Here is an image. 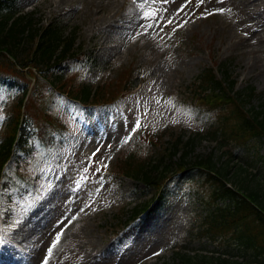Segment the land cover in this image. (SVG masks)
I'll list each match as a JSON object with an SVG mask.
<instances>
[{"label":"rangeland","instance_id":"obj_1","mask_svg":"<svg viewBox=\"0 0 264 264\" xmlns=\"http://www.w3.org/2000/svg\"><path fill=\"white\" fill-rule=\"evenodd\" d=\"M15 7L34 13L44 26L47 21H59L67 37L76 31L74 51L86 52L97 62L92 70L75 73L79 86L95 90L117 82L128 71L134 88L124 99L125 92L121 93L120 111L102 123L96 116L90 120L74 116L71 107L57 99L55 113L69 127L60 147L49 158L41 152L25 165L30 180L25 196L12 195L11 205L0 200V240L21 248L25 256L14 264H42L54 242L48 264H187V257L192 264H202L203 258L264 264L256 259L253 248L242 244L240 229L224 233L218 228L208 233L212 214L231 201L212 202L210 189H189V183L198 184L196 170L188 168L180 174V182L184 179L173 199L172 213L181 211L163 238H155V233L144 238L142 233L170 210L168 206L161 212L152 205L138 219L144 217L141 227L132 221L121 236L116 235L120 229L116 219L136 204L151 202L153 192L132 180L102 177L104 170L131 155L151 157L156 163L163 149L183 135V143L192 138L197 143L191 162L212 156L226 169V188L264 194V164L259 158L264 141L250 142L246 149L213 142L208 133L217 126L216 113L192 105L188 97L189 84L202 71L225 63L236 80V92L256 88L258 97L246 108H264V0H15ZM114 14L111 22L120 21L121 28L109 27ZM169 19L173 23L163 31L155 27ZM149 24L154 27H139ZM60 68L67 79L72 77L71 68ZM219 75L222 78L221 71ZM22 91L6 87L0 92V143ZM137 117L143 131L165 133L160 146L148 145L142 132L137 139L122 143ZM41 191L42 197L28 208ZM6 229L9 239L4 236ZM57 234L59 241H55Z\"/></svg>","mask_w":264,"mask_h":264},{"label":"trees","instance_id":"obj_2","mask_svg":"<svg viewBox=\"0 0 264 264\" xmlns=\"http://www.w3.org/2000/svg\"><path fill=\"white\" fill-rule=\"evenodd\" d=\"M75 44V32L72 37L65 36L59 21L51 20L45 26L41 25L35 20L34 14L18 13L15 0H0V89L6 84L15 88L23 85L25 89L14 107L5 138L0 144V185L1 179L6 184L0 195L8 203L11 195H26L29 177L24 165L34 159L33 150L29 148V138L38 141L40 148L49 157L52 151L58 150L59 141L68 130L63 118L55 113L57 99L61 97L65 104L74 105L77 112L87 114L88 106L104 108L114 105L123 91L134 87L128 79V71H124L117 82L103 84L96 90L90 86H79L74 75L67 79L60 70L62 65L71 67L73 71L96 65V61L86 52L74 51ZM221 66L228 88L217 79L214 69L208 68L189 85L191 92L194 91L192 100L209 106L216 113L217 126H213L208 133L212 139H220L222 145L234 144L238 148H246L251 139H264V109L251 106V109L246 110L245 106L251 105L256 98L254 89L248 87L244 92L232 94L235 82L230 80L227 64ZM82 103L87 108L82 110L78 105ZM163 137L161 134L151 136L149 143L157 146ZM196 145L195 138L183 143L180 136L171 147L166 163L163 162L164 158L152 164L148 158L135 159L134 156L120 161L117 176H133L142 180L146 188L155 191L149 204L123 211V215H131L128 220L136 222L152 204L162 211L182 182H176V179L181 178L176 172L183 173L189 164H195L193 169L197 170L196 176L201 182V188L210 189L215 201L229 199L236 206L234 219L229 220V226L233 222L236 227L243 229L244 245L253 248L256 259L261 258L264 263V194L261 190L242 192L226 188V169L219 167L213 157L196 158L191 162ZM179 155L178 160L174 161ZM260 158L264 161V154ZM202 261V264H244L220 258L216 261ZM185 262L192 264L189 258Z\"/></svg>","mask_w":264,"mask_h":264},{"label":"bare ground","instance_id":"obj_3","mask_svg":"<svg viewBox=\"0 0 264 264\" xmlns=\"http://www.w3.org/2000/svg\"><path fill=\"white\" fill-rule=\"evenodd\" d=\"M100 4V3H99ZM116 14H114L110 20H109V27L110 28H121V22L120 21H115L114 23L111 22L112 19H115ZM162 218H158L155 221H152L151 223H149V225L147 226V228L145 229L146 232H151V230L153 229V227H156L159 222L161 221ZM8 234L10 235V232H8ZM140 237L136 238L135 242H139L140 241ZM23 260V256L20 254V252L18 251L17 248H15V246L9 245L4 243L2 245L1 251H0V264H14L18 261Z\"/></svg>","mask_w":264,"mask_h":264},{"label":"snow or ice","instance_id":"obj_4","mask_svg":"<svg viewBox=\"0 0 264 264\" xmlns=\"http://www.w3.org/2000/svg\"><path fill=\"white\" fill-rule=\"evenodd\" d=\"M134 2H135V0H134ZM164 2H167V0H164ZM187 2L188 3H190L191 2V0H187ZM198 3H203V0H198ZM183 9H181L180 11H182ZM217 11H219V12H221V13H223L224 11H225V9H219V10H217ZM230 11V10H229ZM209 14H211V13H209ZM173 23V21L171 20V19H169V20H167V22L163 25V26H161L160 24H157V25H155V27H160V30L161 31H163V27H166L167 26V24H172ZM139 27H142V28H150V27H154V25H151V24H149V25H139ZM0 119H2V117H0ZM141 128V121H140V118L139 117H137L136 118V122H135V124L131 127V129H130V134H129V136L128 137H125L123 140H122V143H127V141L131 138V133H133V132H136L137 130H139ZM97 151H99V149H97ZM93 156H95V153H93ZM91 159V158H90ZM103 167H107V165L105 164V165H103ZM97 171H99V169H97ZM42 191L41 192H39L35 197H33V200L31 201V202H29L28 203V208H31L32 207V205L36 202V201H38L41 197H42ZM21 221L20 220H17V224H19ZM59 239H60V234H57V236L55 237V241H59ZM3 243V240H0V244H2ZM56 246V243L54 242L49 248H48V250H47V256L45 257V259H44V261H42V264H48V259L51 257V254H52V249L54 248Z\"/></svg>","mask_w":264,"mask_h":264}]
</instances>
